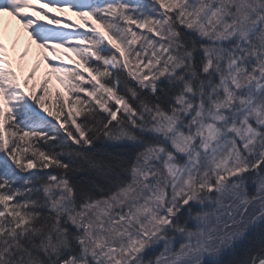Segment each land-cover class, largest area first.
Masks as SVG:
<instances>
[{
	"label": "snow or ice",
	"instance_id": "6c2138e0",
	"mask_svg": "<svg viewBox=\"0 0 264 264\" xmlns=\"http://www.w3.org/2000/svg\"><path fill=\"white\" fill-rule=\"evenodd\" d=\"M4 14L40 51L0 29V264H264V0Z\"/></svg>",
	"mask_w": 264,
	"mask_h": 264
},
{
	"label": "rangeland",
	"instance_id": "374dc122",
	"mask_svg": "<svg viewBox=\"0 0 264 264\" xmlns=\"http://www.w3.org/2000/svg\"><path fill=\"white\" fill-rule=\"evenodd\" d=\"M47 11H49L50 15H55L57 17H61L62 19H67L68 22H74L76 23L77 25H79L81 22L80 20L75 16V14L72 12V11H65L63 14L61 13H58V12H53L51 9H47ZM41 20L42 22H46L45 19L43 17H41ZM51 27H62V25H50ZM65 30H71V29H65ZM82 30V29H81ZM6 42H9L11 43L10 39ZM14 43V42H13ZM15 48L16 50H18L19 48V43L18 42H15ZM30 46L27 50L29 52V55L28 57L26 58V61H25V64L26 66L28 64H31L32 62L36 61L37 59V53L40 51L35 44H33L31 41H30V44L28 45ZM13 47V46H12ZM12 47H10L9 49H11ZM40 64H41V67H40V70L38 71L37 73V78H39L40 76H42V74L44 73V71L46 70V65L44 64L43 61H40ZM52 87L54 89H59L61 92H63V88L61 85H59L54 79H53V84H52Z\"/></svg>",
	"mask_w": 264,
	"mask_h": 264
},
{
	"label": "bare ground",
	"instance_id": "6f19581e",
	"mask_svg": "<svg viewBox=\"0 0 264 264\" xmlns=\"http://www.w3.org/2000/svg\"><path fill=\"white\" fill-rule=\"evenodd\" d=\"M6 24H7V23H6ZM5 28H6L5 24H4V23H0V29H5ZM21 29H22V28H21ZM24 31H25L24 29L21 30V34H22V35H24V34L26 35V34H27V33H24ZM18 36H19V35L17 34V38H18ZM26 36H28V35H26Z\"/></svg>",
	"mask_w": 264,
	"mask_h": 264
}]
</instances>
